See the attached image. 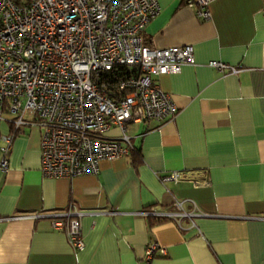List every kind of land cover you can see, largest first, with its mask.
I'll use <instances>...</instances> for the list:
<instances>
[{"label":"crops","instance_id":"crops-1","mask_svg":"<svg viewBox=\"0 0 264 264\" xmlns=\"http://www.w3.org/2000/svg\"><path fill=\"white\" fill-rule=\"evenodd\" d=\"M159 3L143 42L191 44L195 58L156 78L176 116L130 123L137 154L70 179L41 173L39 129L25 126L0 171V264H264V0H212L205 19L183 0ZM9 132L0 119V136ZM174 170L189 175L160 180ZM175 202L191 214L150 224L153 213L180 212ZM67 209L80 213L75 251L48 217ZM152 242L165 253L146 262Z\"/></svg>","mask_w":264,"mask_h":264},{"label":"built area","instance_id":"built-area-1","mask_svg":"<svg viewBox=\"0 0 264 264\" xmlns=\"http://www.w3.org/2000/svg\"><path fill=\"white\" fill-rule=\"evenodd\" d=\"M211 1L185 3L205 19ZM159 12V0H0V119L10 124L0 136L1 172L14 136L27 125L40 132L41 173L70 179L96 174L100 161L128 155L130 123L174 119L178 109L156 78L194 65L195 58L191 44L159 48L143 42L146 24ZM208 65L236 71L221 61ZM111 127L119 136L106 135ZM188 175L174 170L160 180ZM175 203L180 212L153 214L179 224L191 213ZM79 216L72 209L48 214L74 251L84 246ZM164 253L152 242L143 259Z\"/></svg>","mask_w":264,"mask_h":264},{"label":"trees","instance_id":"trees-1","mask_svg":"<svg viewBox=\"0 0 264 264\" xmlns=\"http://www.w3.org/2000/svg\"><path fill=\"white\" fill-rule=\"evenodd\" d=\"M183 1L186 2V0H183ZM137 151H138L137 148L135 146H132L128 154L134 155V153L137 154ZM137 160L138 159L133 156V161L136 162ZM147 218L149 219L150 224H153V225L169 219L167 217H158L155 215H149L147 216Z\"/></svg>","mask_w":264,"mask_h":264},{"label":"rangeland","instance_id":"rangeland-1","mask_svg":"<svg viewBox=\"0 0 264 264\" xmlns=\"http://www.w3.org/2000/svg\"><path fill=\"white\" fill-rule=\"evenodd\" d=\"M129 129H132V127H129Z\"/></svg>","mask_w":264,"mask_h":264}]
</instances>
